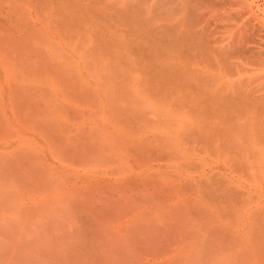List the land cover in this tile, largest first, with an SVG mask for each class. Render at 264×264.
<instances>
[{
  "label": "rangeland",
  "instance_id": "1",
  "mask_svg": "<svg viewBox=\"0 0 264 264\" xmlns=\"http://www.w3.org/2000/svg\"><path fill=\"white\" fill-rule=\"evenodd\" d=\"M237 2L0 0V264H264V0Z\"/></svg>",
  "mask_w": 264,
  "mask_h": 264
},
{
  "label": "bare ground",
  "instance_id": "2",
  "mask_svg": "<svg viewBox=\"0 0 264 264\" xmlns=\"http://www.w3.org/2000/svg\"><path fill=\"white\" fill-rule=\"evenodd\" d=\"M219 1H220V0H219ZM227 1H228V0H226V2H227ZM230 1H233V0H230ZM237 1H238V0H235V2H237ZM239 1H240V0H239ZM243 1H244V0H241L242 4H244V2H245L246 0H245L244 2H243ZM221 2H222V1H221ZM223 2H225V1H223ZM231 3H232V2H231ZM237 3H238V2H237ZM245 3H246V2H245ZM252 3H253V2H252ZM248 4H249V3H248ZM245 5L247 6V3H246Z\"/></svg>",
  "mask_w": 264,
  "mask_h": 264
}]
</instances>
